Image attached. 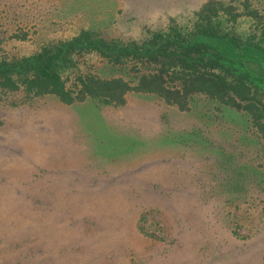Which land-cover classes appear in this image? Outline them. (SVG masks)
I'll list each match as a JSON object with an SVG mask.
<instances>
[{
	"label": "rangeland",
	"instance_id": "374dc122",
	"mask_svg": "<svg viewBox=\"0 0 264 264\" xmlns=\"http://www.w3.org/2000/svg\"><path fill=\"white\" fill-rule=\"evenodd\" d=\"M210 2L223 30L260 32L244 0H0V58L85 31L119 44L190 32ZM75 62V94L80 74L136 71ZM23 94L0 98V264H264V140L247 112L205 94L185 110L140 91Z\"/></svg>",
	"mask_w": 264,
	"mask_h": 264
},
{
	"label": "trees",
	"instance_id": "16d2710c",
	"mask_svg": "<svg viewBox=\"0 0 264 264\" xmlns=\"http://www.w3.org/2000/svg\"><path fill=\"white\" fill-rule=\"evenodd\" d=\"M251 1L244 0L242 9L259 18L260 32L247 37L223 30L222 22L213 17L217 4L210 2L198 13L190 32L171 28L141 43L119 44L85 31L31 55L0 58V98L21 92L50 94L73 103L89 95L121 104L127 92L140 91L157 94L185 110L191 96L205 94L247 112L264 140V8L252 7ZM84 54H98L114 66L132 63L135 76L128 80L80 74L75 94L65 74Z\"/></svg>",
	"mask_w": 264,
	"mask_h": 264
}]
</instances>
